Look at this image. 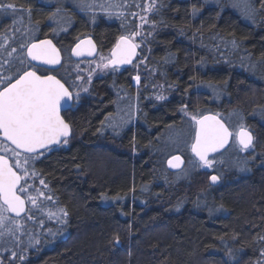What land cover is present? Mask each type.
Listing matches in <instances>:
<instances>
[{"label":"trees","instance_id":"obj_1","mask_svg":"<svg viewBox=\"0 0 264 264\" xmlns=\"http://www.w3.org/2000/svg\"><path fill=\"white\" fill-rule=\"evenodd\" d=\"M149 1L0 0L15 5L0 7V74L32 69L26 48L49 38L62 65L37 73L79 92L63 114L68 143L26 165L35 175L24 195L51 199L12 218L19 230L0 237V264H264V0L247 11L232 0H152L135 61L144 65L109 68L81 92L89 62L74 61L72 46L91 37L109 55L139 32ZM208 113L250 129V155L233 140L212 157L218 169L201 166L192 117ZM175 154L185 160L176 173L166 166Z\"/></svg>","mask_w":264,"mask_h":264},{"label":"snow or ice","instance_id":"obj_2","mask_svg":"<svg viewBox=\"0 0 264 264\" xmlns=\"http://www.w3.org/2000/svg\"><path fill=\"white\" fill-rule=\"evenodd\" d=\"M241 5L246 11L250 8L247 0H241ZM0 7L15 9V5L10 3L2 4ZM141 20L146 22L143 16ZM139 34L133 32L121 36L111 50L107 62L98 66L115 68L121 64L132 63L140 46L135 42V37ZM81 44L89 46L88 55L93 54L95 46L91 40H85L75 46L74 55H84ZM15 51L16 49L12 48L11 52ZM27 57L44 65L60 63L58 49L51 40L47 39L31 43L27 47ZM101 60L104 61L105 57L101 56ZM25 63V60H20L21 65ZM38 71L32 67V70L17 69L14 75L0 74V151L5 153L0 155V237L6 234L15 237V233L19 230L15 226L20 221L6 214L11 213L15 217H21L26 213L28 203L36 206L41 196L51 199L39 190H35L36 195H24L31 187L27 183L30 175H35L29 173L26 165L37 158L40 154L39 150H51L53 145L68 143L70 126L62 117L61 109L74 99L79 102V92L74 96L73 92L54 75L37 74ZM135 79L139 82L140 78L136 76ZM192 119L196 127L191 151L203 167L211 168L215 159H210V154L223 149L233 137L243 151H247L253 145V136L243 124L233 131L218 118V114L202 117L194 115ZM8 153L10 155H7ZM173 160L180 162V157H173ZM169 166L178 167L179 163L173 164L170 160ZM210 179L215 183L218 177L213 175ZM40 183L44 184V181L41 180ZM27 219H32V216L28 215ZM116 240L118 243L119 238L117 237Z\"/></svg>","mask_w":264,"mask_h":264},{"label":"water","instance_id":"obj_3","mask_svg":"<svg viewBox=\"0 0 264 264\" xmlns=\"http://www.w3.org/2000/svg\"><path fill=\"white\" fill-rule=\"evenodd\" d=\"M47 40H51L52 41V43H53V45L58 49V51H59V53H60V63L59 64H56V65H44V64H40L39 62H37V61H31L30 60V58H28L27 57V48H26V51H25V55H26V58H27V60H28V62L30 63V65L32 66V67H35L36 69H42V70H45V69H47V72H54V71H56V70H58L60 67H61V65H62V54H61V51L59 50V48L57 47V45L54 43V41L52 40V39H49V38H46ZM42 40H45V39H41V40H38V41H34V42H32V43H38V42H40V41H42ZM85 40H91L92 41V44L95 46V50H94V52H93V54L92 55H88L87 54V48L89 47L87 44H81V49L82 50H84V55H81V56H76V55H74L73 54V49L75 48V46L78 44V43H81V41H85ZM118 41V40H117ZM116 41V42H117ZM116 44V43H115ZM28 46H30V45H28ZM115 46V45H114ZM114 48V47H113ZM112 48V49H113ZM136 52H137V55L133 58V60H132V63H130V64H121V65H118V66H116L115 68H113L112 66H109V68H112V69H126V68H129V67H131L133 64H134V62L136 61V59H137V56H138V48H137V50H136ZM98 54H99V49H98V46H97V44L95 43V41L91 38V37H84V38H82V39H80L79 41H77L75 44H74V46L72 47V49H71V51H70V56H71V58L74 60V61H76V62H81V61H91V60H94L97 56H98ZM110 55H111V51H110V54H109V57H110ZM30 70H32V69H30ZM38 74V73H37ZM47 75H53V74H47ZM56 77V76H55ZM57 78V77H56ZM58 79V78H57ZM73 104H74V100L73 101H69L68 102V104L67 105H65L62 109H61V115H62V117H63V114L65 113V112H68L69 110H71L72 109V107H73ZM205 115H216V114H214V113H208V114H205ZM204 116V115H203ZM202 117V116H201ZM64 118V117H63ZM218 118L219 119H221L219 116H218ZM222 120V119H221ZM66 121V120H65ZM223 121V120H222ZM67 122V121H66ZM224 122V121H223ZM68 123V122H67ZM225 123V122H224ZM69 124V123H68ZM226 124V123H225ZM69 126H70V124H69ZM194 126L196 127V125H195V121H194ZM227 126V125H226ZM250 131V130H249ZM194 133H195V131H194ZM250 133L252 134V132L250 131ZM70 136H71V126H70V135L67 137V139H69L70 138ZM252 136H253V134H252ZM194 138V137H193ZM233 140H234V137L232 138V139H230V141H229V143L227 144V145H225V147L223 148V149H221L220 151H218V152H216V153H212V154H210V159L212 158V157H214V156H216V155H219V154H221V153H223V152H225L228 148H229V146L231 145V143L233 142ZM193 142V141H192ZM192 144V143H191ZM237 145H238V147L240 148V146H239V144L238 143H236ZM253 144H254V136H253ZM62 145V144H61ZM61 145H53V146H51V149H54V148H57V147H59V146H61ZM253 146V145H252ZM47 151H49L48 149H41V150H39V153L40 154H42V153H45V152H47ZM190 152H191V155H192V157L198 162V163H200L199 162V160H198V158L192 153V151H191V145H190ZM39 154V155H40ZM0 155H4V154H1L0 153ZM176 156H179L180 157V162H177V161H175V160H173V157H176ZM172 161V163L173 164H177V163H179V166L178 167H170L169 166V161ZM166 166H167V168H168V170L169 171H171V172H174V173H176V172H180L183 168H184V166H185V160H184V158L180 155V154H175V155H172L171 157H169L168 159H167V161H166ZM213 176V175H212ZM209 182H210V184L212 185V186H217L218 185V183H219V179L214 183V182H212V180L211 179H209ZM26 213H27V205H26ZM26 213H24V214H22V216L21 217H15L14 216V214H11V213H8L9 214V216H11L12 218H16V219H20V218H22L24 215H26Z\"/></svg>","mask_w":264,"mask_h":264},{"label":"rangeland","instance_id":"obj_4","mask_svg":"<svg viewBox=\"0 0 264 264\" xmlns=\"http://www.w3.org/2000/svg\"><path fill=\"white\" fill-rule=\"evenodd\" d=\"M248 1L249 0H247V2ZM232 2L235 3L236 6H238V7H243L241 5V0H232ZM152 3H153L152 0H150L148 2V6H147L148 9H147L146 14L145 15H140L139 18H138V21H139V24H140V27H139V33L140 34L135 37V42L136 43H139L138 41H141L142 40V36H143L142 35V28L145 25V21H142L141 17L143 16V17H145L147 19V13L150 10V8H152ZM100 8L101 7H99V6H97V8H94L93 5L91 6V9H94V10L100 9ZM101 56H103V55L99 54L94 60L90 61L87 64L79 66V69H81L82 76L84 77V78L78 79L79 87L81 86L80 88L82 89L81 92H85V89H87V86L89 84V78L100 76V75H102V74H104V73L109 71V67L108 68H103V67H99L98 66V65H101L103 63H106L107 62V58L109 57V55L103 56V57H105L104 61L101 60ZM140 65H144L143 62L135 63V65H134L135 69H139ZM134 80L137 81L136 79H134ZM238 124L240 125L241 122H239ZM238 124H235V126L238 125ZM238 126L235 128V130L238 129ZM248 130H250V129H248ZM248 150H251V148L248 149ZM240 152H241V154H239L238 156H242L243 158L241 157V159L246 158V156L250 155V153H251L250 151L249 152H244L243 150H241ZM234 156H237V155H234ZM242 163H244L243 167L246 166L245 162L239 163L238 166H240ZM215 165H216V163H214L211 168L207 167L208 170L218 169V167L216 168Z\"/></svg>","mask_w":264,"mask_h":264},{"label":"flooded vegetation","instance_id":"obj_5","mask_svg":"<svg viewBox=\"0 0 264 264\" xmlns=\"http://www.w3.org/2000/svg\"><path fill=\"white\" fill-rule=\"evenodd\" d=\"M217 7H219V6H214V5H212V8L213 9H216ZM138 16H140V15H138ZM139 18V17H138ZM139 43V47H138V56H137V59H136V61L139 59L138 57L140 56V54L142 53V49L144 48V45H145V43H144V41H138ZM90 62V61H89ZM136 63V62H135ZM134 65V64H133ZM75 102V101H74ZM252 132V131H251ZM252 134H253V132H252ZM253 136H254V134H253ZM254 141H255V137H254Z\"/></svg>","mask_w":264,"mask_h":264},{"label":"bare ground","instance_id":"obj_6","mask_svg":"<svg viewBox=\"0 0 264 264\" xmlns=\"http://www.w3.org/2000/svg\"><path fill=\"white\" fill-rule=\"evenodd\" d=\"M73 47V46H72Z\"/></svg>","mask_w":264,"mask_h":264}]
</instances>
